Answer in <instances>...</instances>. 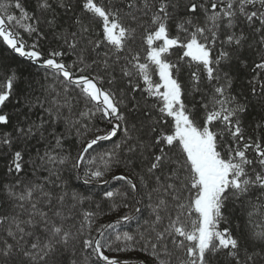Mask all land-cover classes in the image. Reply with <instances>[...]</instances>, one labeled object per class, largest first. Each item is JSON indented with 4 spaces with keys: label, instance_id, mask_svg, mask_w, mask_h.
<instances>
[{
    "label": "snow or ice",
    "instance_id": "1",
    "mask_svg": "<svg viewBox=\"0 0 264 264\" xmlns=\"http://www.w3.org/2000/svg\"><path fill=\"white\" fill-rule=\"evenodd\" d=\"M0 45V264H264V0H0Z\"/></svg>",
    "mask_w": 264,
    "mask_h": 264
},
{
    "label": "trees",
    "instance_id": "2",
    "mask_svg": "<svg viewBox=\"0 0 264 264\" xmlns=\"http://www.w3.org/2000/svg\"><path fill=\"white\" fill-rule=\"evenodd\" d=\"M77 13L78 15H81L82 18L84 19V22L87 24L89 23L88 21V16L87 14L80 12L79 8L77 9ZM96 31H99V29L97 28ZM41 44L43 45V49L45 51V53H47V51L51 48L55 46V43L50 41L49 43H45L44 41H41ZM67 62H71L72 59H74V56H68L67 58ZM11 66L13 68V70H15V68L17 66L22 67L25 69V75L33 78L35 81H40L41 83H43L42 80V73L36 71L35 68L29 67L28 64H26L24 62L23 58H20L18 56H15L14 54H12L10 51H6L5 50V46L0 45V79L3 78V74L4 72L7 70V68ZM236 87H239V83H237ZM8 110L12 111V106L8 105ZM79 110H83V105H79L77 108V111ZM259 108L255 109L252 113L251 116H249L246 119V123L247 124H252L253 121L258 120L259 119ZM33 119H35V116H33ZM98 126L102 124V122H100L99 120H97L95 122ZM62 130V128H61ZM92 133H89V137H91ZM36 147H39V145H36ZM65 147L68 148L73 155L76 154V151L78 150L79 145L77 144L76 141V136L75 133L73 132V134L69 135L68 139L65 142ZM111 147V142H102L101 145L96 146V150L97 152H102L108 148ZM93 155H95V153H93ZM125 169L123 167L120 168H116L114 169V171L112 173L109 174V176L105 177V179H109L111 178L112 175H116V174H120L121 172H124ZM67 175V173H66ZM0 177H2V165H0ZM119 183L117 181H111V187H119ZM70 187L73 190L79 191L85 195L91 196L92 197V203L86 202L84 204V208L89 209V208H93L94 207V203L95 202H100L101 201V193L104 190V188L109 187V185H103V184H99V185H83L82 181L79 180H75L72 179L69 181ZM101 207L102 209H104L106 212L108 210V202L104 201L101 203ZM129 209H123L120 208L117 211H113L108 213L107 215H104L101 217L99 223H109V222H114L116 221L120 216L124 215L126 212H128ZM148 218V211L147 209H145L143 211V213L140 215L139 220H133L131 221V223L129 225H125L122 230L124 231H135L138 223L139 224H143V220ZM221 227H223V225H221ZM108 255H120V256H125V257H130L132 259V264H138V260L136 259L137 257V253H128V254H117V253H107Z\"/></svg>",
    "mask_w": 264,
    "mask_h": 264
}]
</instances>
